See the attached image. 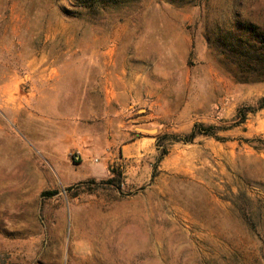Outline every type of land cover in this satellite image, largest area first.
Wrapping results in <instances>:
<instances>
[{"label":"rangeland","instance_id":"obj_1","mask_svg":"<svg viewBox=\"0 0 264 264\" xmlns=\"http://www.w3.org/2000/svg\"><path fill=\"white\" fill-rule=\"evenodd\" d=\"M262 45L264 0H0V264H264Z\"/></svg>","mask_w":264,"mask_h":264},{"label":"crops","instance_id":"obj_2","mask_svg":"<svg viewBox=\"0 0 264 264\" xmlns=\"http://www.w3.org/2000/svg\"><path fill=\"white\" fill-rule=\"evenodd\" d=\"M129 97H137L135 93H125V92H115L114 93V100L116 102L124 101L125 99H128ZM108 100V95H106V101ZM110 144V143H109ZM113 146L115 143H112ZM109 146V145H107ZM151 144L147 141H142L140 138L134 139L129 141L126 144H123L119 147V157L116 158L115 156L110 160V164L114 162H130L133 161V159L138 158L139 156H144L145 154L150 152ZM89 167L85 168L87 170ZM108 169V163L105 161L103 162L102 166L99 169L94 168V173L87 174L84 176V178H92L95 177L96 173H104V171H107ZM108 174V172H107ZM71 181H78L77 178H73Z\"/></svg>","mask_w":264,"mask_h":264},{"label":"trees","instance_id":"obj_3","mask_svg":"<svg viewBox=\"0 0 264 264\" xmlns=\"http://www.w3.org/2000/svg\"><path fill=\"white\" fill-rule=\"evenodd\" d=\"M256 104H257V107H256L257 110L264 109V97L260 98ZM251 110H255V109H251ZM244 116L245 114L242 116V120L244 119ZM215 130L216 129L213 126H204L202 124H195L193 128L191 129V131L188 134L182 136V139L180 140L185 143H191L199 135L209 136V137L215 136ZM110 180L111 179H107L103 183H109ZM44 194L54 195L56 194V192L52 191V192H46Z\"/></svg>","mask_w":264,"mask_h":264},{"label":"bare ground","instance_id":"obj_4","mask_svg":"<svg viewBox=\"0 0 264 264\" xmlns=\"http://www.w3.org/2000/svg\"><path fill=\"white\" fill-rule=\"evenodd\" d=\"M78 248V247H77ZM102 263V262H101Z\"/></svg>","mask_w":264,"mask_h":264},{"label":"built area","instance_id":"obj_5","mask_svg":"<svg viewBox=\"0 0 264 264\" xmlns=\"http://www.w3.org/2000/svg\"><path fill=\"white\" fill-rule=\"evenodd\" d=\"M75 160H76V158H75Z\"/></svg>","mask_w":264,"mask_h":264}]
</instances>
